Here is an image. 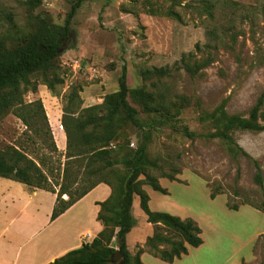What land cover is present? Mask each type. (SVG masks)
Masks as SVG:
<instances>
[{
	"label": "rangeland",
	"instance_id": "374dc122",
	"mask_svg": "<svg viewBox=\"0 0 264 264\" xmlns=\"http://www.w3.org/2000/svg\"><path fill=\"white\" fill-rule=\"evenodd\" d=\"M27 1L0 0V12L13 15L12 20H0V49L16 50L61 31L75 0H40L35 9H30ZM178 1L176 10L182 15L183 23L165 15L172 6L169 0L85 2L72 21V32L64 41L52 71L31 75L30 89L22 91L20 104L0 113V154L11 149L24 152L43 170L50 187L58 193L67 145L58 146L51 124L52 134L44 123L35 119L26 124L16 111L22 109L30 117L40 101L50 123L49 115L54 110L62 118L65 109L78 113L102 105L109 95L120 91L123 69L127 68L130 90L144 89L157 99L163 96L171 107L164 114L146 113L132 97L128 98L140 120L148 125L145 131L151 132L149 159L160 160L168 174L180 172L176 182L160 179L168 195L142 187L151 197L150 208L153 212L193 219L202 229L206 242L199 249L190 247V255L174 264H242L243 261L254 264L255 246L259 239L264 242V212L252 207L264 206V192L255 182V162L264 176V131L235 132L236 143L248 156L240 154L234 158L221 141L203 137L213 133L214 128L201 118L220 107L229 115L248 118L264 94V0H217L214 21L202 12L201 0ZM213 28H217L221 42L216 48H206L211 43L208 31ZM184 57L191 65L201 67L197 75L184 68ZM157 68H168L171 76L163 79L144 76L145 71ZM52 81L53 90L47 85ZM262 113L260 123L264 125V108ZM166 116L171 119L167 124L149 127L153 119ZM120 123L122 137L111 147L123 149L116 157L115 174H107L115 184V194L131 169L139 143L144 140L142 130L126 113L120 115ZM185 127L197 137H186ZM58 129L67 138L62 122ZM153 174L160 176L159 172ZM212 193L218 194L216 199L211 198ZM103 196L101 192L94 194L49 231V239L44 236L48 245L42 253L47 254L48 248H58L57 243L63 238L74 241L88 230L95 235L101 222L94 218L91 201ZM228 204L239 210H231ZM29 212L33 213V208ZM132 212L138 220V226L127 236L132 255L140 250L149 251L150 241L157 235L164 240H181L161 225L147 222L138 196ZM41 213L40 226L45 228L46 214L44 210ZM157 245L161 249L169 248L165 243ZM112 247L118 250L116 239ZM257 253L262 261L264 251L258 248ZM142 261L169 264L149 253Z\"/></svg>",
	"mask_w": 264,
	"mask_h": 264
},
{
	"label": "trees",
	"instance_id": "16d2710c",
	"mask_svg": "<svg viewBox=\"0 0 264 264\" xmlns=\"http://www.w3.org/2000/svg\"><path fill=\"white\" fill-rule=\"evenodd\" d=\"M88 1H74L61 31L49 34L45 38H38L28 46L16 50L0 49V113H7L20 104L19 99L22 91L30 89L29 77L31 75L42 71H52L55 60L61 55L64 41L70 37L72 32V21L79 9ZM169 1L172 6L165 15L183 23L182 15L176 10L180 4L179 1ZM40 3V0H28L26 5L30 9H35ZM218 5L217 0L200 1L202 12L211 21L216 19ZM6 19L12 20L13 15L0 12V20ZM208 36L211 43L206 45V48H216L221 42L217 28L210 29ZM182 63L193 76L197 75L201 69L197 64L191 65L187 61V57L183 58ZM151 75L163 79L171 76V72L168 68L145 71V77ZM53 83V81L47 82L51 90L54 89ZM129 97H132L137 104L143 107L146 113L164 114L171 109L163 96H159L157 99L144 89L130 90L127 83V68L123 69L120 91L109 95L102 105L82 109L78 113L65 109L63 124L67 134V152L66 162L62 165L63 173L58 193L50 187L49 180L43 170L24 152L11 149L0 154V177L25 184L31 189L36 188L57 194L52 221L64 215L100 184H106L113 190L108 200L98 203V206L101 207L98 221L104 226L98 237L92 243L70 251L51 264H144L141 260V255L144 253H149L163 262L172 264L176 260L182 259L183 256L189 255L190 247L199 248L204 244L202 229L193 219H182L168 213L151 210V197L142 187L145 185L155 192L168 195V191L162 187L160 179L176 182L180 172L177 171L175 175L168 174L163 171L160 160L149 159L151 132L145 131V127L148 125L140 120L137 109L128 101ZM38 104L39 107L30 117L24 115L22 109L16 113L26 124H30V119L44 123L52 134L44 106L40 101ZM263 108L264 94L258 99L248 118L229 115L223 107L213 113H206L202 116L201 121L211 125L214 132L203 137L221 141L234 158H238L240 154L248 156L236 143L234 133L238 131L263 132L264 125L260 123ZM103 111L106 113L100 115L99 113ZM123 113H126L129 120L142 130L144 140L139 143L134 153L131 169L123 178L118 194H115V184L109 177L107 178V174L108 176L115 174L116 157L121 154V149H123V147H116V149L111 147L122 137L120 115ZM170 120L167 116L161 119L155 118L149 127L156 128L155 125H165ZM183 133L191 139L197 137L196 133L186 127L183 128ZM255 167L257 169L255 182L264 192L263 171L257 162H255ZM153 172H159L160 176L154 175ZM142 177L145 179L142 180ZM136 196L140 198L141 209L147 216L149 224L161 225L180 237L181 240H164L157 235L150 241L149 251L140 250L137 255H132L128 250L127 236L138 226V220L132 212ZM217 196V193L211 194L212 199H216ZM228 206L231 210H239L237 206L231 207L229 204ZM252 207L264 212V206L263 208ZM118 238L123 241L122 246L119 245ZM114 239H116L118 250L123 256L118 263L113 259L117 251L112 247ZM157 243H165L169 248L161 249Z\"/></svg>",
	"mask_w": 264,
	"mask_h": 264
},
{
	"label": "crops",
	"instance_id": "0c3cea01",
	"mask_svg": "<svg viewBox=\"0 0 264 264\" xmlns=\"http://www.w3.org/2000/svg\"><path fill=\"white\" fill-rule=\"evenodd\" d=\"M49 118L55 136L59 140L58 146L66 148L67 138L64 134L65 132L58 129L61 122L63 124V117L61 118L54 110L49 115ZM98 192L104 195L103 198H95L91 201V205L95 210L94 218L98 219L101 210L98 203H103L108 200L112 193L110 187L106 184H100L64 215L52 221L51 217L56 205L57 194L36 188L31 189L25 184L0 177V264H51L70 251L81 248L85 244L92 243L103 231L104 226L102 223L99 225L98 230H96L95 235L88 230L87 232H81L74 241L70 238L68 240L67 238H63L61 239L62 241H58L60 243H57V247L60 249H49L48 246V250H46L47 254L42 253L46 245H48V240L44 236L46 235L45 237L49 239V231L54 230V228L59 226L60 223L73 214V212L77 211L88 199ZM31 208H33L34 214L29 212ZM43 210L46 214L47 221L45 228L40 226V220L42 218L41 212ZM51 245L53 247L55 246V244ZM205 245L206 242L204 241V244L200 248L205 247ZM258 248L264 251V242L262 239H259L255 246L253 263L263 264L262 261L264 259L261 261L259 259L260 255L257 253ZM191 250L189 249V255ZM146 254L148 253L141 255V260ZM242 264L247 263L243 261Z\"/></svg>",
	"mask_w": 264,
	"mask_h": 264
},
{
	"label": "water",
	"instance_id": "95a60500",
	"mask_svg": "<svg viewBox=\"0 0 264 264\" xmlns=\"http://www.w3.org/2000/svg\"><path fill=\"white\" fill-rule=\"evenodd\" d=\"M118 241H119V245L122 246L123 245V241L120 238H118ZM122 257H123L122 253L119 250H117L115 255H114V257H113L114 262L118 263L119 261L122 260Z\"/></svg>",
	"mask_w": 264,
	"mask_h": 264
}]
</instances>
